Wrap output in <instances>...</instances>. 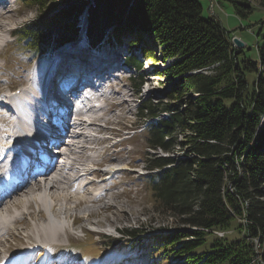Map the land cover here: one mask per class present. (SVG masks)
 Wrapping results in <instances>:
<instances>
[{
  "label": "trees",
  "instance_id": "trees-1",
  "mask_svg": "<svg viewBox=\"0 0 264 264\" xmlns=\"http://www.w3.org/2000/svg\"><path fill=\"white\" fill-rule=\"evenodd\" d=\"M231 1L241 17L252 11L253 0ZM255 1L264 6V0ZM18 3L42 10L14 31L30 53L49 56L77 38L86 8L87 43H125V62L137 70L130 80L138 94L145 72L168 81L157 102L148 98L138 106L144 120L139 128L150 148L179 146L181 155L149 158L145 166L156 171L142 181L182 226L144 234L132 229L135 238L127 240L126 255L143 264H264V34L256 57H246L214 15H202L200 0ZM156 50L169 65H156ZM137 53L153 56L150 69L143 71ZM184 93L189 94L185 110Z\"/></svg>",
  "mask_w": 264,
  "mask_h": 264
},
{
  "label": "rangeland",
  "instance_id": "rangeland-1",
  "mask_svg": "<svg viewBox=\"0 0 264 264\" xmlns=\"http://www.w3.org/2000/svg\"><path fill=\"white\" fill-rule=\"evenodd\" d=\"M212 1L214 15L231 36L235 35L244 42L241 49L246 57L255 58L257 55L256 46L262 42L261 37L264 34V6L253 0L252 11L246 17H241L236 13L231 0ZM200 2L202 15H209L210 0H200ZM0 3L3 2L0 0ZM6 3H8L6 9H0V101L2 103L7 98L8 91L14 87L38 86L40 88V84L44 80V72L42 71L46 70L47 66H55L57 52L61 51L60 45H58L53 49L50 57H43L36 56L27 49L20 47V36L14 35L13 30L37 18L41 15L42 10L20 6L18 0H6ZM84 17L85 14L79 16V28L86 22ZM22 40L24 41V39ZM72 41V49L67 48L62 56L74 54L75 51L73 50L77 52L79 45L88 51L89 56L103 55L110 52V49L118 52L119 56L115 58L116 60H112L111 65L106 66L103 72H99L100 78L105 79L100 81L102 88L113 94L111 96L116 103L113 104L112 111L104 118L97 120L95 122L97 125L91 128L97 129L95 131L100 130V136L103 138L112 136L111 141L126 137L122 143L116 144L113 148L107 147L111 141L104 140L101 143H105L107 146L105 145L102 149L95 147V139L90 145L86 144L88 141L86 139L90 137L83 134L86 136L84 137V150L74 154L73 157L76 158L78 165L86 164L85 166L89 168V160L95 161L97 159L99 160L98 164L103 167L116 166L115 164L122 163L124 168L129 169L108 174L99 168L95 172H89L87 178L75 180L81 184L93 179L89 185L81 184L83 192L77 189V182L74 185L68 183L65 188L57 186L56 189H62L64 192L60 193L61 198L65 196L67 199L58 201L54 209L50 207L49 212L53 216L64 217L65 229L58 231L56 243L52 244L51 247L39 246L48 240L40 227L44 221L45 211L43 208L39 206L38 209L37 204L33 201H29L30 204L28 202L27 208L19 207V212L23 217L20 222L18 220L15 224L6 227L7 231L5 230L6 233L2 236L4 243H1L3 246L0 245L3 250V253H0V261L2 263L7 259H14L15 256L28 251L30 255L27 262L32 256L29 260L31 264H143L134 255H126L127 240L135 238L129 231L136 229V232L142 231L144 234L161 227L182 226L179 218L175 219L164 212L162 206L154 199L149 186L142 181V176L149 171L145 163L153 156L162 155V151H160L161 149L150 148L143 137V132H140L139 126L144 120L137 113L138 105L145 103L148 98L157 102L168 81L161 76H146L147 72H145L143 81L146 83L142 81L139 94L132 95L135 86L127 76L128 71L121 69V67L120 69L117 67V69L115 64L117 63L119 66L118 59L120 60L124 55H127L125 43L114 45L100 42L98 45L88 44L89 47H87V40L82 33H79L78 37ZM66 51L68 54L65 53ZM82 51H78V54ZM137 54L143 59V71L150 69L152 67L151 61H155L153 56L144 57L140 53ZM85 56L81 57L83 61L80 64L87 61ZM99 58L101 60V57ZM155 63L159 66L157 61ZM113 69L117 70L113 72L114 76L110 77V71H114ZM133 73L135 74L136 71ZM249 78L252 80V75H249ZM186 96L184 95V98ZM119 101L123 103L117 104ZM10 118L11 115L1 116L0 126L8 127L11 123ZM132 132L134 135L128 136ZM178 137H181V134H178ZM89 146L91 147L88 148ZM97 148L101 155L90 159L93 150H97ZM6 151L4 149V153ZM91 167L93 168V166ZM71 173L74 174L73 171ZM107 175L110 177L106 178ZM67 186L69 187L66 188ZM27 187L32 188L29 185ZM100 188H106L101 195L98 194ZM65 189H67L66 192ZM26 190L28 189L26 188ZM70 190L77 191L73 197L69 194L71 193ZM93 192H95L94 195ZM24 195L10 202L12 203L16 199H24ZM68 195L71 200L68 199ZM2 208L4 206L0 207V209ZM11 209L13 210V208ZM227 237L232 238L229 234ZM123 251L124 255H121L120 252ZM12 260L5 264H10Z\"/></svg>",
  "mask_w": 264,
  "mask_h": 264
},
{
  "label": "bare ground",
  "instance_id": "bare-ground-1",
  "mask_svg": "<svg viewBox=\"0 0 264 264\" xmlns=\"http://www.w3.org/2000/svg\"><path fill=\"white\" fill-rule=\"evenodd\" d=\"M77 47H78V51H82L83 49L84 50L79 54L78 51L76 52V50H73L75 52L70 56H62L64 51L57 52L56 61L54 63L55 66H51L49 68L50 80L48 82L40 84V88H38V86H33L34 90L37 93L35 94V96H33L32 92H29L24 96L25 101L23 102L22 106H25L26 109H22L21 114L23 119L20 120L19 124L10 123L8 127L0 126V133H1L0 135V194L6 195L0 202V207L4 206V208L0 209V245L1 246H3L1 243H4L2 236H4V234L6 233L7 231L6 227H8L6 226V224L14 216V213L19 211L18 209L19 207L27 208V206L30 204L29 201L35 202L37 204L38 209L41 207L45 211L44 219H43L44 221H42L43 223H41L40 227L44 235L48 237V240L49 239L50 240L49 242H47L48 240L42 242L41 245L51 247L52 244H55L56 243L55 239L57 238L58 231L63 230V228L65 227V220L63 219L64 217L59 218L53 216L49 212V209L50 207L54 209V206H56L58 201L67 199L64 195H62L64 197L61 198L60 193H62L63 190L56 189V187L63 186L65 188V185L68 183L69 184L71 183L70 185H74L77 182L75 180H78L79 178L85 179V177L87 178V175L90 174L89 172H95V170L93 169L91 170L89 167L85 166L86 164L83 166L78 165L76 162V158L73 156L74 154H78L80 151H82L83 147L85 146L84 137L88 135H89L88 137L91 136L90 130L96 132L95 131L96 129L94 128L92 129L91 127L96 126L97 123H95V121L86 123L85 120L81 119L78 124H75V122L73 121L74 118L71 119V117L68 116V112H67L68 106L66 103L67 101L64 99L68 94H70L72 90H74V88L67 86L66 91H61L58 85L53 83L54 81L58 79H63L65 77L72 78L73 64L75 62H82L83 60L81 59V57L86 55L85 57H87V63H85V65L83 66L81 70V74L82 75L90 74L91 70H90L89 61L93 59L94 60L93 62H95L94 66L96 68L95 71H97V74L94 75L92 83L95 86H97L94 88V91L96 93V91H99L98 86H100V82H97V79L105 80L100 78L99 74L104 71L106 66L111 65V62L113 63V61L116 60L115 58H117V56L119 55L118 52H114L115 50H111L110 52L107 53L108 59L105 62H101L104 60L103 57H101L100 60L99 57L97 58V57L89 56L88 51H86L84 47H81L80 45ZM65 53L68 54V51H66ZM110 72L111 75L112 71ZM96 75H98V77H96ZM41 86H42V91H41ZM87 89H89V87ZM104 93L105 90L100 94V96L103 95ZM194 95L196 96V94ZM73 97L76 98L79 97L80 98L79 104L82 105L88 104L89 103L88 100L95 99L92 98V96L88 92H86V94L80 92L77 95H73ZM96 100L99 99L96 98ZM7 104H8V100L6 98L4 100V103L0 101V108L7 107ZM182 106L185 107L186 103H184ZM18 109L19 108H17V110ZM27 109L33 110L34 113L36 114V117L32 115ZM89 110L90 109H88L86 112H88ZM99 111L100 109L97 111H90V112L91 115H96L98 114ZM1 114H3V112L0 111V115ZM76 114L80 115V112ZM36 119H38V121ZM24 122L26 123L27 127L32 125V131L31 132L27 131V134H26V128L23 125ZM43 127L49 129L51 135H57L58 130L61 131L64 128H66L67 131L68 130L70 131V127L72 128V130L68 132L70 136L69 144H65L64 146V148L70 150L69 151L70 156H67L65 161L60 159L62 166L58 170V172L54 173V175L51 178H48V174L52 173L54 169H50L49 172L47 173V170L50 167H52V164L50 165V161H52V157L45 153V151L46 150L48 151L49 149V148L47 149V142H37L35 144H32L31 141L32 138H35L34 139L35 141L38 140L37 137L38 135H44L43 131L45 128ZM82 128L83 130L81 131ZM12 130H15V133L12 132ZM83 134H85L86 136ZM86 140H88L86 141V144L89 145L94 141V139L91 137ZM13 141L16 142L15 145L18 148L14 146ZM30 144L31 146L25 148V146H28ZM4 149L7 150L6 152H7V157H9L8 159L9 161L7 159H4L5 157V155L3 154ZM115 165L119 166L120 164H115ZM120 166H121L120 170H117V168L112 165L109 166L106 170H102L101 168H99V170H102L106 174L111 172L117 173V172H121L122 169H125L122 165ZM36 167L40 169V171L42 172V177L41 180L39 179L35 180V182L31 185L32 186L31 188L30 185L27 182H25L26 179L25 176L29 177L32 170ZM72 171L74 174L71 173ZM108 176L109 175H107V177ZM103 179L105 180V178ZM92 181L88 180L81 184L89 185L91 184ZM81 184L77 182V189L80 192H83L81 190ZM28 185L30 188L27 187ZM69 186H67L66 188H68ZM18 187L20 188L17 189ZM26 188L30 191L28 192ZM66 191L67 189H65V192ZM70 192L71 193L69 192L67 193L71 194L73 197V195L77 191L75 192L70 190ZM22 195L25 196L24 199L23 198L16 199L12 203L10 202L13 199ZM67 197L68 199L71 200L69 195ZM92 199L94 200L93 196ZM9 204H11L10 208H9ZM11 208H13V210ZM22 217L23 215H21V217L16 216L14 220L16 222L18 220L20 221ZM16 222L13 223V221H11V223L13 224H15ZM219 234L221 235L222 233ZM1 246H0V253L2 254L3 250ZM30 252L32 253V251ZM23 253L24 254H19V256H15L19 258L16 259L14 257V259L11 261L10 264H30L29 260L32 258V256L27 262V258L29 257L30 253L28 251ZM1 264H5V263H1Z\"/></svg>",
  "mask_w": 264,
  "mask_h": 264
},
{
  "label": "water",
  "instance_id": "water-1",
  "mask_svg": "<svg viewBox=\"0 0 264 264\" xmlns=\"http://www.w3.org/2000/svg\"><path fill=\"white\" fill-rule=\"evenodd\" d=\"M231 42H232L234 47L241 48L244 46V42L237 36H232Z\"/></svg>",
  "mask_w": 264,
  "mask_h": 264
},
{
  "label": "crops",
  "instance_id": "crops-1",
  "mask_svg": "<svg viewBox=\"0 0 264 264\" xmlns=\"http://www.w3.org/2000/svg\"><path fill=\"white\" fill-rule=\"evenodd\" d=\"M218 19V18H217ZM219 20V19H218ZM220 21V20H219ZM221 22V21H220Z\"/></svg>",
  "mask_w": 264,
  "mask_h": 264
}]
</instances>
